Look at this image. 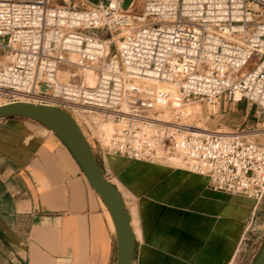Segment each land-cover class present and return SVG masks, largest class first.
Returning <instances> with one entry per match:
<instances>
[{
	"label": "built area",
	"instance_id": "1",
	"mask_svg": "<svg viewBox=\"0 0 264 264\" xmlns=\"http://www.w3.org/2000/svg\"><path fill=\"white\" fill-rule=\"evenodd\" d=\"M60 1L0 0V103L60 107L104 153L176 159L250 199L241 242L264 205V142L250 139L264 127L200 128L178 110L245 100L264 115V0Z\"/></svg>",
	"mask_w": 264,
	"mask_h": 264
},
{
	"label": "crops",
	"instance_id": "2",
	"mask_svg": "<svg viewBox=\"0 0 264 264\" xmlns=\"http://www.w3.org/2000/svg\"><path fill=\"white\" fill-rule=\"evenodd\" d=\"M121 193L132 264H230L253 202L214 191L207 177L131 160L91 145ZM105 204L68 148L45 125L0 118V264H115Z\"/></svg>",
	"mask_w": 264,
	"mask_h": 264
},
{
	"label": "water",
	"instance_id": "3",
	"mask_svg": "<svg viewBox=\"0 0 264 264\" xmlns=\"http://www.w3.org/2000/svg\"><path fill=\"white\" fill-rule=\"evenodd\" d=\"M14 116L45 125L68 148L110 213L116 235L115 264H132L135 241L123 197L98 165L92 147L76 121L65 110L53 105L27 101L0 104V118ZM249 264H264V237Z\"/></svg>",
	"mask_w": 264,
	"mask_h": 264
},
{
	"label": "rangeland",
	"instance_id": "4",
	"mask_svg": "<svg viewBox=\"0 0 264 264\" xmlns=\"http://www.w3.org/2000/svg\"><path fill=\"white\" fill-rule=\"evenodd\" d=\"M130 1L131 0H123L121 3L122 8H127ZM57 2L61 3L60 0H57ZM112 49L113 46L111 45L110 50ZM253 60L254 58L248 62L245 69L251 68ZM1 101L3 100H0V102ZM178 112L192 125L205 127L207 129L220 128L234 131L242 128L256 130L259 127H264V115L259 113L255 106L250 105L245 100L230 102L222 99L213 105L207 104L204 101L192 100L182 103ZM250 139L264 142V135H252ZM88 140L92 145L91 139L88 138ZM163 161L180 166L176 159ZM105 176L109 180L112 178L110 172ZM256 216L257 219L255 217L248 227L244 239L238 245L230 264H249L254 258L264 237V205L260 206Z\"/></svg>",
	"mask_w": 264,
	"mask_h": 264
},
{
	"label": "bare ground",
	"instance_id": "5",
	"mask_svg": "<svg viewBox=\"0 0 264 264\" xmlns=\"http://www.w3.org/2000/svg\"><path fill=\"white\" fill-rule=\"evenodd\" d=\"M86 81L88 82V83H93V81H94V78H93V76L91 75V74H87L86 75ZM0 104H3V103H0ZM196 127H200V126H197V125H195ZM200 128H203V127H200ZM205 128V127H204ZM105 208H106V212H107V214L109 215V217H110V219H111V216H110V213H109V211H108V209H107V207L105 206ZM111 222H112V224H113V221H112V219H111ZM113 227H114V225H113Z\"/></svg>",
	"mask_w": 264,
	"mask_h": 264
}]
</instances>
